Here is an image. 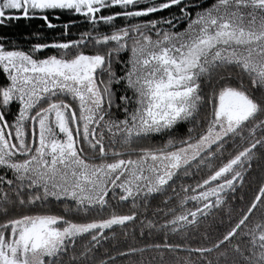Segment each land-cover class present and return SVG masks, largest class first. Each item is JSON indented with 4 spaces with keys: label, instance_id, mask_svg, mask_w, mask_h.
Wrapping results in <instances>:
<instances>
[{
    "label": "snow or ice",
    "instance_id": "obj_1",
    "mask_svg": "<svg viewBox=\"0 0 264 264\" xmlns=\"http://www.w3.org/2000/svg\"><path fill=\"white\" fill-rule=\"evenodd\" d=\"M21 19L61 39L0 38V264H264V178L231 203L264 161V0H0Z\"/></svg>",
    "mask_w": 264,
    "mask_h": 264
},
{
    "label": "trees",
    "instance_id": "obj_2",
    "mask_svg": "<svg viewBox=\"0 0 264 264\" xmlns=\"http://www.w3.org/2000/svg\"><path fill=\"white\" fill-rule=\"evenodd\" d=\"M70 19L71 17H69L68 15H64L59 21L54 20L53 22L62 25L65 21H69ZM82 24L83 21L79 20L78 25ZM79 30V27L73 28L71 30L72 35L76 36ZM60 31V28L48 29L45 26V22L40 19H21L19 21H14L10 24L0 27V38L27 49L32 43L35 42H45L61 39ZM0 79H2V77H0ZM262 178H264V161H258L254 163L252 173L246 179L243 190L238 192L237 198L231 202L234 216L238 214L240 208H246L249 202L257 194L258 185ZM239 197H243V200H241ZM119 210L124 212L127 211L126 208ZM209 225H211V229H209ZM228 227V215L227 210L225 209L222 211H217L214 215L203 221L199 231L203 232L205 230H210L213 231L216 235H219L227 230ZM195 231L196 230L194 229L193 232ZM173 239L179 240V237H174ZM193 239H196L195 235L193 236ZM114 243H116L120 248H125L133 244L141 245L145 243V241L140 240L138 237H128L126 239L124 235L118 231L117 239Z\"/></svg>",
    "mask_w": 264,
    "mask_h": 264
}]
</instances>
